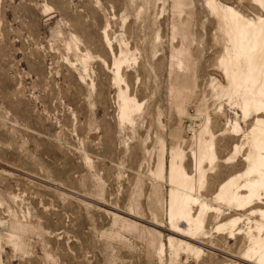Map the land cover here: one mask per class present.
<instances>
[{
	"label": "rangeland",
	"instance_id": "374dc122",
	"mask_svg": "<svg viewBox=\"0 0 264 264\" xmlns=\"http://www.w3.org/2000/svg\"><path fill=\"white\" fill-rule=\"evenodd\" d=\"M262 4L0 0V264H248L260 218L214 196L248 168L255 122L220 63L227 8L256 22ZM205 132L217 157L188 240L170 230L168 172L175 149L196 175ZM239 217L236 238L217 229Z\"/></svg>",
	"mask_w": 264,
	"mask_h": 264
},
{
	"label": "bare ground",
	"instance_id": "6f19581e",
	"mask_svg": "<svg viewBox=\"0 0 264 264\" xmlns=\"http://www.w3.org/2000/svg\"><path fill=\"white\" fill-rule=\"evenodd\" d=\"M256 1L264 3L263 0ZM226 14L224 27L230 45L220 63L228 82L224 91L231 96L242 89L245 118H251L253 114L255 122L251 129L254 153L245 158L248 168L221 184L214 198L236 211L248 212V220L260 218L254 220L257 235L252 232L248 234L252 239V247L241 255L240 260L248 264H264V210L259 208L264 194V19L259 17L254 22L232 8H227ZM117 65V71H120V65ZM123 100L126 112L128 105L138 106L135 97H124ZM203 134L207 133H202L203 137L198 135L192 154L198 179L186 172L183 166L184 153L175 149L168 172L169 182L173 186L169 196L170 230L188 240H194L205 226L207 205L195 195L204 187L205 165L213 163L217 157L214 136L210 135L211 138L209 136L210 139L206 140ZM254 176H257V181ZM241 180L244 182L240 184ZM195 207L200 209L197 216L193 214ZM242 220L243 217H239L217 229L232 239L236 238L238 223ZM182 225L185 227L182 228ZM185 248L189 253L197 251L190 243H186Z\"/></svg>",
	"mask_w": 264,
	"mask_h": 264
}]
</instances>
